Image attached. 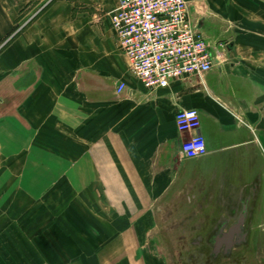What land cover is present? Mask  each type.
Wrapping results in <instances>:
<instances>
[{"label": "crops", "instance_id": "obj_1", "mask_svg": "<svg viewBox=\"0 0 264 264\" xmlns=\"http://www.w3.org/2000/svg\"><path fill=\"white\" fill-rule=\"evenodd\" d=\"M186 1L218 65L147 89L119 0H0V264H174L173 238L248 220L264 246V0Z\"/></svg>", "mask_w": 264, "mask_h": 264}, {"label": "built area", "instance_id": "obj_2", "mask_svg": "<svg viewBox=\"0 0 264 264\" xmlns=\"http://www.w3.org/2000/svg\"><path fill=\"white\" fill-rule=\"evenodd\" d=\"M109 21L129 72L147 89L165 87L189 75L201 76L213 66L210 48L216 42L207 41L197 28L186 0H119ZM123 87L119 83L117 92ZM199 124L197 109L176 111V129L190 132L180 146L184 158L206 151Z\"/></svg>", "mask_w": 264, "mask_h": 264}, {"label": "flooded vegetation", "instance_id": "obj_3", "mask_svg": "<svg viewBox=\"0 0 264 264\" xmlns=\"http://www.w3.org/2000/svg\"><path fill=\"white\" fill-rule=\"evenodd\" d=\"M252 224V220L245 222L248 228ZM227 231L228 224L225 223L222 231L215 225L205 235L197 236L195 240L190 238V243H196V252L188 251L190 247H181L183 250L175 253L174 264H247L249 255L258 252V247L252 243L251 232H248L247 238L241 235L230 238ZM259 252L264 253V246Z\"/></svg>", "mask_w": 264, "mask_h": 264}, {"label": "rangeland", "instance_id": "obj_4", "mask_svg": "<svg viewBox=\"0 0 264 264\" xmlns=\"http://www.w3.org/2000/svg\"><path fill=\"white\" fill-rule=\"evenodd\" d=\"M177 234V233H176ZM190 237L173 238L172 241V252L168 253V258L173 261L176 259L175 253L180 250L181 247H188V240ZM179 248V249H178ZM247 264H264V253L256 252L249 255Z\"/></svg>", "mask_w": 264, "mask_h": 264}, {"label": "water", "instance_id": "obj_5", "mask_svg": "<svg viewBox=\"0 0 264 264\" xmlns=\"http://www.w3.org/2000/svg\"><path fill=\"white\" fill-rule=\"evenodd\" d=\"M201 23H202V20H198V24H197V28H200L201 27ZM213 63L214 64H217L218 63V60L215 59L213 60ZM218 65V64H217ZM244 221H235V222H232L229 226H228V236L230 238H233L234 236H239L241 235V237L243 238H247V235H248V232H249V228H248V225L247 227L244 228ZM184 248V247H183Z\"/></svg>", "mask_w": 264, "mask_h": 264}]
</instances>
